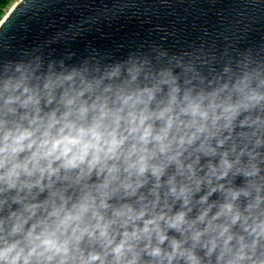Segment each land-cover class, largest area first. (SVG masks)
<instances>
[{
    "label": "clouds",
    "instance_id": "obj_1",
    "mask_svg": "<svg viewBox=\"0 0 264 264\" xmlns=\"http://www.w3.org/2000/svg\"><path fill=\"white\" fill-rule=\"evenodd\" d=\"M215 60L4 63L0 264H264V59Z\"/></svg>",
    "mask_w": 264,
    "mask_h": 264
},
{
    "label": "water",
    "instance_id": "obj_2",
    "mask_svg": "<svg viewBox=\"0 0 264 264\" xmlns=\"http://www.w3.org/2000/svg\"><path fill=\"white\" fill-rule=\"evenodd\" d=\"M200 49L216 56L203 69L209 78V68L236 70L246 50L264 59V0H20L0 23V69L37 56L57 67L130 55L167 63Z\"/></svg>",
    "mask_w": 264,
    "mask_h": 264
},
{
    "label": "rangeland",
    "instance_id": "obj_3",
    "mask_svg": "<svg viewBox=\"0 0 264 264\" xmlns=\"http://www.w3.org/2000/svg\"><path fill=\"white\" fill-rule=\"evenodd\" d=\"M20 0H0V23L3 21L11 8Z\"/></svg>",
    "mask_w": 264,
    "mask_h": 264
}]
</instances>
